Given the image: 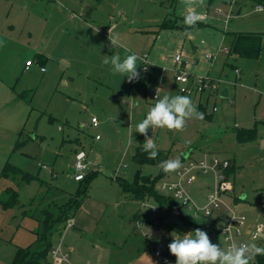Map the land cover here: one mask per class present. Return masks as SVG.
<instances>
[{
	"label": "rangeland",
	"instance_id": "374dc122",
	"mask_svg": "<svg viewBox=\"0 0 264 264\" xmlns=\"http://www.w3.org/2000/svg\"><path fill=\"white\" fill-rule=\"evenodd\" d=\"M65 1L67 4L63 0H0V197L12 189L19 199L14 207L0 206V264H13L18 248L32 245L36 233L43 230L45 211L56 214L59 205L77 197L80 187L86 185V195L71 219L75 225L68 230L58 228L50 236L53 245L62 243L70 252L71 264H157V257L146 248L157 241L149 242L143 233L154 234L159 229L158 240L166 244L173 232L183 235L197 229L157 204L159 211L153 219L163 217L157 228L136 225L137 218L147 222L150 211L142 210L141 201L133 199L121 181L133 184L138 171L153 179L159 175L160 166L140 167L133 162L135 150L145 141L144 135L135 132L136 125L155 104L157 92L161 98L182 95L171 71L173 56L183 52L192 59L195 46L201 51L206 45L212 52L222 51V47L230 51L236 44L223 43L224 31L247 34L238 43L241 53L234 49L232 54L220 52L216 61L231 73L215 79L228 78L237 85L220 86L221 91L228 88L227 98L221 97L222 92L190 96L198 111L197 97H202L208 119H190L182 131L149 129L147 135L158 149L170 152L169 159L183 162L182 155L192 150L188 160L210 155L229 161L233 170L228 181L234 192L226 201L247 218L235 243L264 246V240L251 237L252 226L264 233L258 206L264 187V9L257 12L260 5L264 7V0H237L232 6L223 0H202L196 11L208 13V19L200 31L183 24L182 0L89 1L88 10L98 12L104 26L73 8L79 0ZM231 9L225 28V16ZM218 10L223 15L217 14ZM77 15L91 26L78 21ZM166 19L177 21L178 28L163 30ZM113 23L118 26L112 35L122 45L115 48H111L106 28ZM257 50L259 58L253 56ZM131 53L140 57L138 80L129 82L114 75L111 65L102 63L104 55L119 54L123 59ZM144 56L149 57L148 71L143 70ZM38 57L44 70L36 62L25 70L26 61ZM233 58L243 71L232 66ZM62 62L67 69L61 68ZM235 67L242 77H236ZM93 118L98 120L97 127ZM241 130H253L256 136L240 142L237 132ZM82 152L85 169L81 173L86 179L90 176L83 181L76 180ZM7 163L36 179L19 184L18 179L3 177ZM173 180L174 173L160 179L156 191L169 197L161 187ZM213 189L214 177L208 175L198 177L189 190L203 205ZM150 204L155 202L150 200ZM178 206L185 218L193 220L185 206ZM194 222L203 226L201 230L212 243L228 248L217 233L222 219ZM41 263H51L50 256ZM251 264H259L258 256Z\"/></svg>",
	"mask_w": 264,
	"mask_h": 264
},
{
	"label": "built area",
	"instance_id": "2783aa9c",
	"mask_svg": "<svg viewBox=\"0 0 264 264\" xmlns=\"http://www.w3.org/2000/svg\"><path fill=\"white\" fill-rule=\"evenodd\" d=\"M228 2L231 6L237 2V0H223ZM264 7L260 5L257 11H262ZM232 9L229 14L225 16L224 24L227 27L229 20L231 19ZM217 14L223 15L222 10H218ZM185 15V14H184ZM184 15L182 16L184 19ZM208 19V13H201L200 22H205ZM198 22V23H200ZM225 33V31H224ZM222 52L227 53L228 48L222 47ZM219 51L214 54L207 53L204 59L208 62L216 61ZM173 73L174 82L178 86V90L182 95L191 96L193 94H205L213 93L220 95L222 92L220 87L222 84L225 85H237V81L226 79H215L208 75L197 76L193 75L189 71L190 63L187 56L183 52H178L173 56ZM39 64L37 61L28 60L26 62V69H29L34 63ZM149 60L147 56L143 57L144 71H148ZM40 65V64H39ZM42 68V67H41ZM146 69V70H145ZM44 70V68H42ZM234 72L236 77L241 76L239 68L235 67ZM156 99V95H155ZM94 126H98V120L92 119ZM85 154L82 152L78 155L77 168L79 174L76 176V180L83 178L81 173L85 169L83 160ZM183 167L174 173V180L166 182L162 185L161 189L168 191L171 198H173L178 204L185 206L193 216V221L205 220L208 218H214L215 221L222 219V225H220L217 231L218 235L229 247L232 243H235V238L241 236L246 227L247 218L244 214L236 211V207L231 206L227 203L226 197L231 196L234 192V186L228 181L227 170L231 167V164L227 160H221L217 157L205 155L202 159L186 160L182 162ZM213 175L214 177V189L207 196L205 204L200 205L190 194V187H193L198 177H206ZM117 177V176H116ZM115 177V178H116ZM259 201V215L264 220V187L260 191ZM151 199H144L141 201L142 210L150 211L153 214L158 213L159 209L156 204H150ZM226 212H224V210ZM235 218V219H233ZM136 225H144L145 222L137 218ZM140 221V222H139ZM242 221V222H240ZM74 220H68L66 230L72 228ZM254 230L251 232L253 240H264V233L258 228L255 230V226H252ZM160 231L156 229L154 234L143 233V236L150 242L152 239H157V243H149L148 248L157 257V264H175L176 257L173 256L168 249V241L163 244L158 238H160ZM152 236V238H151ZM172 238L169 237L168 240ZM255 238V239H254ZM49 256L52 264H71L70 253L64 249L61 244L54 245L50 250Z\"/></svg>",
	"mask_w": 264,
	"mask_h": 264
},
{
	"label": "clouds",
	"instance_id": "9594fccd",
	"mask_svg": "<svg viewBox=\"0 0 264 264\" xmlns=\"http://www.w3.org/2000/svg\"><path fill=\"white\" fill-rule=\"evenodd\" d=\"M201 3L202 0H182L185 12L183 24L186 27H195L200 22L201 13L196 11V8ZM108 39L111 48L122 46L119 38L112 35L111 29ZM139 59L135 53L128 54L123 59L119 54H112L104 55L102 63L111 65L114 75L119 74L132 82L140 78V65L137 64ZM190 119H204V114L197 110L190 96L166 94L161 98L157 92L155 104L135 129V132L145 136L142 151L147 153V158L154 160L159 154L154 139L147 135L149 129L153 132L156 128L182 131ZM160 166L164 173L170 174L179 171L183 164L179 158H175L161 161ZM173 233L168 249L176 257L175 264H251L256 256H264V246L245 242L232 243L228 248H223L220 244L212 243L207 232L200 228L183 235Z\"/></svg>",
	"mask_w": 264,
	"mask_h": 264
},
{
	"label": "trees",
	"instance_id": "16d2710c",
	"mask_svg": "<svg viewBox=\"0 0 264 264\" xmlns=\"http://www.w3.org/2000/svg\"><path fill=\"white\" fill-rule=\"evenodd\" d=\"M204 22L197 23L195 27H192L193 29H198L202 25H204ZM162 28L164 29H173L178 28L177 21H174L172 19H166L163 24ZM226 39L227 36H229L228 32L225 33ZM236 35V34H235ZM41 66V58L38 57L36 60ZM199 112L204 114V119H208L209 117L205 114L203 106H199ZM255 132L253 130L246 131L241 130L237 132V139L240 142H247L251 141L255 138ZM158 156L154 160H150L147 158V153H144L142 151V144H140L137 149L135 150V153L133 154V162L140 167L142 166H160L161 161H165L169 159L170 152L158 149ZM182 160H185L182 157ZM231 164V163H230ZM161 167V166H160ZM232 168L230 167L227 170V175L229 176L230 170ZM233 170V169H232ZM231 170V171H232ZM165 176H168V174L164 173L162 168L160 170V173L155 179H153L150 176H144L142 175L141 171H138V173L135 175V179L133 184H129L127 182H122V186L124 189L132 195L133 199L142 201L144 199H152L155 201L158 206L167 212H173L178 217H180L183 222L186 224H191V226L195 228L203 229V226L197 224V222H194L193 220H189L185 218L181 212V209L178 206V203L171 197H166L161 194H159L156 191V184L158 181ZM3 177L11 178V180H19V184H23L22 182L29 183L31 181H34L36 178L23 170L12 167L10 164H6L4 170H3ZM90 178L84 177L80 179L88 180ZM116 181L119 180V177L115 178ZM22 181V182H21ZM88 185H86L84 188L80 187L79 194L77 197L72 198L69 202L64 203L62 205H59L57 207L56 214H49L48 211H45V219L43 221V230L38 232V235L36 233V240L35 242L30 245L27 248H18V252L16 254V257L14 259L13 264H42L41 261L45 258L46 255H49L50 250L53 248V242L50 239L51 234L54 230L60 229L63 227L66 228L67 222L70 219H73L75 216L77 210L81 206V200L86 195ZM18 193L13 191L12 189L6 190L2 196L0 197V206L3 208H9L14 207L16 204H18ZM146 223L145 220H142ZM161 221H163V217L161 218ZM172 238L168 240V245L171 242ZM259 264L264 263V256H258Z\"/></svg>",
	"mask_w": 264,
	"mask_h": 264
},
{
	"label": "crops",
	"instance_id": "0c3cea01",
	"mask_svg": "<svg viewBox=\"0 0 264 264\" xmlns=\"http://www.w3.org/2000/svg\"><path fill=\"white\" fill-rule=\"evenodd\" d=\"M64 2H66V4H67V2L68 1H65V0H63ZM81 3L77 6V4L75 3V7H73L74 9H78L79 11H80V14H82L85 18H90L89 20H91V21H95L97 24H99V26H104L103 24H102V22H103V19H101L99 16H100V14L98 13V12H95V11H89L88 10V7H87V5L86 4H88L89 5V1H95V2H97V0H79ZM90 7V6H89ZM257 12H261V11H257ZM77 19H81V20H78V21H84V22H87V24L88 25H90V21H88L87 19H82L81 17H79L78 15H77ZM113 19H114V17H112ZM178 25V24H177ZM91 26V25H90ZM118 26V24L116 25V24H112V25H109V27H106L107 28V30H108V35H109V30L111 29V31H112V34L113 35H115V32H116V27ZM202 26H207V24H204V25H202ZM202 26L201 27H199L198 28V30L200 31L201 30V28H202ZM162 27V26H161ZM163 30H173V29H176V28H173V29H164V28H162ZM186 28H183V30H185ZM89 30V29H88ZM89 31H91V30H89ZM119 36H125V33H122L121 34V32H118L117 33ZM229 34V36H227V39H226V35L223 33L222 34V41H223V43L224 44H230V45H233L232 47H234V45H235V47L233 48L234 49V52L235 53H241L242 52V48H240L239 46H238V43H240L239 41H242V40H240V39H242L243 37H246V35L247 34H245V33H243V34H236V33H228ZM236 34V35H235ZM196 48H195V52H194V58H189L188 56H187V58H188V61H189V63H190V67H189V71L193 74V75H197V76H199V75H208V76H210V77H212L213 76V78H215V77H220L221 75H229L228 73H231V70H230V68H226V67H220L219 66V64L217 63L218 62V57H217V59H216V61H214V62H206V60L204 59V57H203V55L205 54V51H207L208 53H211L212 51H213V48L211 47V46H205V47H207V49H205L204 48V50H201L200 51V49H199V47L198 46H195ZM233 49L231 48L230 49V54H232L233 53ZM245 50H247L248 52H250L251 50L250 49H245ZM217 51H219V53H218V56L220 55V52L221 53H224V52H222V51H220V48L217 50ZM260 52V50H257V53L255 54V55H253L254 57H260L261 56V53H259ZM212 53H217V52H212ZM149 58V57H148ZM203 58V59H202ZM234 59V58H233ZM238 60L237 59H234L233 60V63H232V66L234 65V66H238V67H240L241 68V70L243 71V68H242V66L241 65H239V63L237 62ZM27 62V61H26ZM41 62H43L42 61V59H41ZM216 62V63H215ZM205 63H207V67H203V64H205ZM42 66L40 65V68H41ZM25 70H29V69H26V66H25ZM171 71H173V68H171ZM223 72H224V74H223ZM174 74V73H173ZM242 75H243V72H242ZM215 76V77H214ZM242 77V76H241ZM197 98H199V103H200V105H202L201 104V99H202V97H197ZM203 106V105H202ZM97 127V126H96ZM190 155H191V153H190ZM189 158H190V156H189ZM184 161H186V160H184ZM183 161V162H184ZM152 200V199H151ZM153 201V200H152ZM155 202V201H154ZM155 204H157L156 202H155ZM158 205V204H157ZM165 211V210H164ZM166 213H169V212H167V211H165ZM150 214H149V216L147 217L148 219H147V222H146V224L148 225L149 224V226H154L155 228H157L156 226H157V224L158 223H161L162 221L160 220H154L153 219V213H151V212H149ZM74 225H75V220H74ZM154 241H157V239L156 240H154ZM146 248H147V251L149 252V248H148V246L146 245ZM67 251V250H66ZM70 253V252H69ZM72 264H74V263H72Z\"/></svg>",
	"mask_w": 264,
	"mask_h": 264
},
{
	"label": "water",
	"instance_id": "95a60500",
	"mask_svg": "<svg viewBox=\"0 0 264 264\" xmlns=\"http://www.w3.org/2000/svg\"><path fill=\"white\" fill-rule=\"evenodd\" d=\"M238 15H240V12L238 13ZM61 68H63V69H67V64H66L65 62H62V64H61ZM228 95H229L228 88H225V89L222 91V93H221V97H222V98H227ZM191 151H192V150H189L188 152L184 153V154L182 155V157H183L185 160L189 159V156H190ZM244 198H245V196H244ZM48 264H52V263H48Z\"/></svg>",
	"mask_w": 264,
	"mask_h": 264
}]
</instances>
